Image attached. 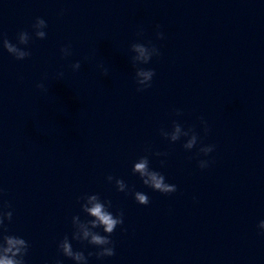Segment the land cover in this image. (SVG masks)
Wrapping results in <instances>:
<instances>
[{
	"label": "clouds",
	"instance_id": "9594fccd",
	"mask_svg": "<svg viewBox=\"0 0 264 264\" xmlns=\"http://www.w3.org/2000/svg\"><path fill=\"white\" fill-rule=\"evenodd\" d=\"M47 27L46 21L42 18H36L32 28L34 30V35L37 39H44L46 37V32L43 30ZM159 29V25H157ZM138 35H142L138 33ZM157 39H163V33L157 31ZM29 33L26 31H21L18 34V43L20 45H27L30 40ZM3 48L11 55H13L17 60H24L30 56V52L18 47L16 44L11 43L7 38L2 40ZM130 51L134 53L131 57V62L135 68V82L138 85L137 91L141 92L145 89L151 87V82L155 76V70L151 68H144L140 65L148 64L154 56H159L161 53L159 49L152 45L151 42L139 43L135 42L130 45ZM61 53L64 56L70 55L69 47L61 48ZM81 67L79 62L72 65L74 70H78ZM106 73V70H105ZM37 87L42 88L43 85H37ZM176 115H181L179 110H176ZM201 123L204 126V131L207 133L209 131L207 122L201 118ZM161 136L170 142L174 143L181 139V137H186V141L183 144L185 150L191 151L197 146L199 142V136L196 131L189 127L185 129L181 124L173 121L171 131L165 129L160 130ZM215 145H201L198 149V154H203L208 156L214 151ZM155 155H166V153H155ZM209 161L200 160L198 161V166L204 169L209 166ZM164 161H161V165ZM133 174H138L143 184L154 191L160 192L162 194H171L177 191V187L174 184H169L165 182V177L160 172L150 169L149 160L147 156L140 157L137 162L134 163L132 168ZM113 176H108L107 180L112 182ZM115 186L119 192L127 193L130 191L128 186L122 179H115ZM3 190L0 189V194ZM84 202L81 204V210L91 219L82 221L79 216H74L72 218V224L74 231L72 233V239L84 242L95 246L99 250L95 253L96 257H111L115 255L114 242L110 239L111 234L116 230L117 226L124 223L123 212H119L113 215L109 208L111 207L110 201H102L98 194L86 195L80 198ZM134 199L140 205H148L149 197L139 191L134 192ZM5 207H10V205H5ZM11 211H0V264H25L24 257L28 251V243L25 239L9 235L5 221L11 222L12 220ZM261 230H264V220H261L258 224ZM102 228L104 235L99 232L94 231V229ZM59 251L63 256L72 259L75 264H87V257L81 251H74L69 238L65 236L58 244ZM93 253H89V256ZM56 264H61V261L57 260Z\"/></svg>",
	"mask_w": 264,
	"mask_h": 264
}]
</instances>
